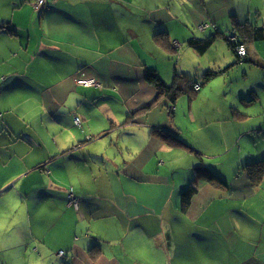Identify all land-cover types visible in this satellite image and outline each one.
Wrapping results in <instances>:
<instances>
[{
	"label": "crops",
	"instance_id": "crops-1",
	"mask_svg": "<svg viewBox=\"0 0 264 264\" xmlns=\"http://www.w3.org/2000/svg\"><path fill=\"white\" fill-rule=\"evenodd\" d=\"M34 1L0 0V264H264V177L246 167L264 158V39L236 29L264 27V0ZM208 69L225 72L172 108L147 78ZM197 166L226 185L184 210Z\"/></svg>",
	"mask_w": 264,
	"mask_h": 264
},
{
	"label": "trees",
	"instance_id": "trees-1",
	"mask_svg": "<svg viewBox=\"0 0 264 264\" xmlns=\"http://www.w3.org/2000/svg\"><path fill=\"white\" fill-rule=\"evenodd\" d=\"M209 26H212V29L214 30L218 29V27L214 25H208V27ZM236 29L239 30L240 32L247 33L250 39H252L253 41L264 39V27L253 28V26L249 25L248 23H238L236 24ZM232 31L233 30H230L229 34H231ZM224 35L222 34L223 37ZM224 38L228 40L233 52L236 55H239L237 53V49L239 46H244L246 41L244 42V40L242 39L239 40V38H236L233 40V39H230V36L228 37L227 35H225ZM244 38H247V37H244ZM160 39H164V38L162 37ZM214 39H215L214 36H211L204 41L190 40L189 44H191L194 47H197L200 50V53L203 54L207 50H209V47L214 41ZM244 47L247 50L246 46ZM239 57L240 59H243V60L248 59L247 54L245 56L239 55ZM224 72L225 70L208 69L205 72H203V75L201 76L202 82H196L197 78L195 79L191 78L189 75H186V74L180 75L177 73V77L179 79L176 80V82H174L172 85L166 84L156 71L149 72L147 74V78L155 86L158 92V97L159 98L165 97L169 101V105H170V103H175L177 99L184 94H190L191 91H200L201 86L203 84L217 78L218 76L222 75ZM197 84L199 85L198 89L195 88V85ZM170 107L172 108V105H170ZM154 133L158 137H162L165 143H167V145L169 146L185 145L193 149V146H191L184 139H181L179 136L172 135L168 132L163 133V132L154 131ZM246 167L248 169L249 178L251 179L253 185H258L264 177V158ZM205 184H212L215 186H220V185L224 186L226 185V181H225V178L221 175V173L218 170H215L213 168H207L204 166H197L196 175L193 181L190 183V185H187L181 190V206L184 210L189 209L192 203L193 197L199 192L202 185H205Z\"/></svg>",
	"mask_w": 264,
	"mask_h": 264
},
{
	"label": "built area",
	"instance_id": "built-area-1",
	"mask_svg": "<svg viewBox=\"0 0 264 264\" xmlns=\"http://www.w3.org/2000/svg\"><path fill=\"white\" fill-rule=\"evenodd\" d=\"M46 4H47V0H35L34 3H33V8H34L35 11L41 12V11H43V9L46 6ZM208 25L209 24H205V25H203V27H207ZM237 53L240 56H245L247 54V50L245 49L244 46H239L238 49H237ZM78 84L86 86V87H91V86H97L98 85V83L96 82L95 79H90V78H79ZM195 88L198 89L199 85L198 84L195 85ZM76 123L78 125H80L81 120L79 118H76ZM58 256L63 258L65 256V251L64 250H60L58 252Z\"/></svg>",
	"mask_w": 264,
	"mask_h": 264
},
{
	"label": "rangeland",
	"instance_id": "rangeland-1",
	"mask_svg": "<svg viewBox=\"0 0 264 264\" xmlns=\"http://www.w3.org/2000/svg\"><path fill=\"white\" fill-rule=\"evenodd\" d=\"M232 19H233V17H231V16L229 17V22L226 21V20L224 19L226 28L232 25ZM200 29H201V28H200ZM223 35H224V34H223ZM224 37H225V35H224ZM230 39H233V40L236 39V33H235V32H234L233 36L230 37ZM230 39H229V40H230ZM239 72L242 73V70H239ZM250 73H251V74H256L255 71H251ZM251 77H252V76H250V79H251ZM167 82L169 83V81H167ZM38 131H40V129H39ZM43 137H44V138H48V136H47L46 134H43ZM61 138H63V136H59V137H58V139H61ZM161 171H163V169H161ZM192 172L194 173V176H195V172H196V170H194V167H192ZM158 196H161V195H158ZM160 198H161V197H160ZM160 198H159V199H160ZM159 199H158V200H159ZM207 213H208V212H207ZM208 216H209V215H208ZM208 216H206V215L202 216L198 221L195 222V224L209 225L211 219H210V217H208ZM187 224H189V223H187ZM238 258H239V260H241V259H245V256L240 255V256H238Z\"/></svg>",
	"mask_w": 264,
	"mask_h": 264
},
{
	"label": "water",
	"instance_id": "water-1",
	"mask_svg": "<svg viewBox=\"0 0 264 264\" xmlns=\"http://www.w3.org/2000/svg\"><path fill=\"white\" fill-rule=\"evenodd\" d=\"M233 34H234V33H231V34H227V36H228V37H229V36H230V37H232V36H233Z\"/></svg>",
	"mask_w": 264,
	"mask_h": 264
}]
</instances>
